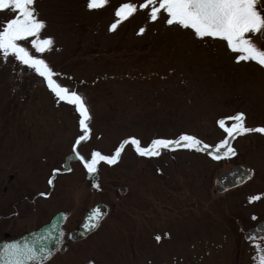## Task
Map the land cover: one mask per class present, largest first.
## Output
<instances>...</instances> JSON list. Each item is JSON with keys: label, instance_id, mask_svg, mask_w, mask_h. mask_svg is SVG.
<instances>
[{"label": "rangeland", "instance_id": "rangeland-1", "mask_svg": "<svg viewBox=\"0 0 264 264\" xmlns=\"http://www.w3.org/2000/svg\"><path fill=\"white\" fill-rule=\"evenodd\" d=\"M143 2L108 0L89 10L88 0H35L46 22L40 39L54 43L44 53L32 48L33 38L21 44L46 61L59 84L84 97L91 137L77 150L86 159L93 151L111 156L132 137L147 148L191 135L212 148L142 157L125 144L116 164L101 162L89 175L73 156L82 135L75 107L58 101L34 70L0 56V242L62 212L66 249L45 264H259L264 134L232 139L234 156L222 151L217 160L211 153L226 138L221 119L230 126L227 118L243 113L246 127H264V67L237 63L226 42L168 26L164 14L151 21L150 9L138 7ZM124 3L138 10L112 31ZM16 14L0 11V28ZM252 38L264 48L258 35ZM236 167L250 170L249 177L218 191L217 178ZM97 203L107 214L96 231L69 241Z\"/></svg>", "mask_w": 264, "mask_h": 264}, {"label": "snow or ice", "instance_id": "snow-or-ice-1", "mask_svg": "<svg viewBox=\"0 0 264 264\" xmlns=\"http://www.w3.org/2000/svg\"><path fill=\"white\" fill-rule=\"evenodd\" d=\"M107 3L108 0H88L87 8L97 10L104 8ZM34 4L35 0H0V11L17 13L0 28V56L5 62L9 57H13L20 64L34 70L46 80L48 88L58 101L75 107L80 116L79 124L82 135L73 147V156L83 164L89 175L97 174L98 165L101 162L108 165L116 164L125 144L133 145L135 151L142 157L159 156L162 150L172 147L208 151L210 146L203 144L195 136L182 135L176 140H153L147 148L141 147V142L132 137L124 141L111 156L103 155L99 151H93L90 159L80 155L77 150L78 146L91 137L89 127L91 117L84 97L59 84L55 79L57 74L46 61L32 55L29 49L21 44L33 38L31 39L32 48L37 53H44L50 51L54 43L50 37L40 39L41 32L46 28V22L39 18ZM138 7L142 10L150 9L149 16L153 22L164 14L168 26L176 25L191 30L200 40L211 38L226 42L227 48L237 54V63L255 62L264 67V48L258 47L252 38L258 35L261 40H264V0H144ZM137 10V5L124 3L116 11L115 15L119 19L111 25L110 30L115 31L120 22L127 20ZM144 31L145 29L141 28L140 34ZM227 119L234 123L228 126L225 119L218 121L219 127L227 134V138L215 146L214 153H211L213 159L219 160L222 151L224 156L236 155L235 149L231 146V140L236 136L247 133L264 134V127H246L243 113ZM68 170H71L70 167ZM48 183L52 185L53 180L50 179ZM41 195L45 194L41 193ZM260 198V196H254L251 199L259 200ZM102 216L100 209L93 210L89 217V230L99 226ZM156 239L159 241L161 238L157 236ZM259 247L257 245L258 249ZM51 255V249L38 247L35 242L23 244L11 242L0 247V264H45ZM258 261L259 264H264V251L260 253Z\"/></svg>", "mask_w": 264, "mask_h": 264}, {"label": "water", "instance_id": "water-1", "mask_svg": "<svg viewBox=\"0 0 264 264\" xmlns=\"http://www.w3.org/2000/svg\"><path fill=\"white\" fill-rule=\"evenodd\" d=\"M251 171L247 169H243L242 167H236L232 170L226 171L222 173L217 178V187L218 191L226 190L230 187L236 186L243 182L245 179H247L250 175ZM100 209V211L103 213L102 218L107 213V206L103 203H97L93 207L89 209V211L85 214L84 219L82 220L80 227L78 230L71 231L68 234V239L70 241L79 240L81 238H84L86 235H88L91 231H93L96 228H93L89 230V217L92 214L94 209ZM65 215L64 213H58L50 223H47L40 227L36 231H32L20 238L10 240L7 242H1L0 247H2L6 243L11 242H19L21 244L25 242H35L37 246H43L45 248L52 250V255L60 250L65 251L66 246L62 245L63 242V231L61 229V226L64 222ZM101 221V220H100ZM99 221V222H100ZM264 223V221H263ZM264 225V224H263ZM257 231L259 232L258 226L256 227ZM50 234V235H49ZM252 233H248L247 237L250 238V235ZM51 255V256H52Z\"/></svg>", "mask_w": 264, "mask_h": 264}, {"label": "bare ground", "instance_id": "bare-ground-1", "mask_svg": "<svg viewBox=\"0 0 264 264\" xmlns=\"http://www.w3.org/2000/svg\"><path fill=\"white\" fill-rule=\"evenodd\" d=\"M106 214H107V213H106ZM55 216H56V215H55ZM55 216H54V217H55ZM103 218H104V217H103ZM103 218H102V219H103ZM102 219H101V220H102ZM65 220H66V215H65V218H64V222H63V224L65 223ZM82 220H83V219H82ZM81 222H82V221H81ZM49 223H50V222H49ZM63 224H62V226H63ZM99 224H100V222H99ZM62 226H61V228H62ZM96 228H98V227H96ZM30 231H31V230H30ZM95 231H96V229H94L93 231H91L89 234H92V233L95 232ZM31 232H32V231H31ZM26 234H28V232L23 233L22 235H20V237H22V236H24V235H26ZM20 237H17V238H20ZM17 238H14V239H17ZM14 239H12V240H14ZM5 242H7V241H5ZM56 252H57V251H56ZM56 252H55V253H56Z\"/></svg>", "mask_w": 264, "mask_h": 264}, {"label": "flooded vegetation", "instance_id": "flooded-vegetation-1", "mask_svg": "<svg viewBox=\"0 0 264 264\" xmlns=\"http://www.w3.org/2000/svg\"><path fill=\"white\" fill-rule=\"evenodd\" d=\"M231 126V125H230ZM237 137V136H236ZM226 138H227V134H226ZM212 148V146L209 147L208 151Z\"/></svg>", "mask_w": 264, "mask_h": 264}]
</instances>
